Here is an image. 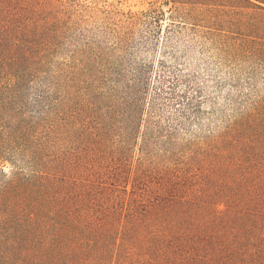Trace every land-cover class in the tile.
<instances>
[{"label":"rangeland","instance_id":"374dc122","mask_svg":"<svg viewBox=\"0 0 264 264\" xmlns=\"http://www.w3.org/2000/svg\"><path fill=\"white\" fill-rule=\"evenodd\" d=\"M248 1L14 0L35 58L23 79L0 66V264H37L38 214L64 203L99 216L108 264H264L244 203L217 199L234 160L264 156L228 135L264 70L207 34Z\"/></svg>","mask_w":264,"mask_h":264},{"label":"trees","instance_id":"16d2710c","mask_svg":"<svg viewBox=\"0 0 264 264\" xmlns=\"http://www.w3.org/2000/svg\"><path fill=\"white\" fill-rule=\"evenodd\" d=\"M248 2L255 10L237 22L230 21L218 28L226 33L207 34L214 36L227 56L252 62L264 70V0ZM17 8L14 0H0V66L23 70L18 75L23 79L27 73L25 67L34 62L35 51L22 32ZM252 109L231 126L228 135L239 130L247 134L249 144L255 137L264 141V96ZM246 156V160L231 163L227 175L236 178L217 194V199L226 203L229 212L238 213L239 205L244 203V211L250 216L253 229L263 231L259 242L249 243L259 248L256 253L261 256L264 255V156L251 152ZM38 215L40 219L28 240L29 254L37 264H108L109 255L113 257L114 250L107 236L102 240L99 237V216L86 212L85 207L72 208L64 203L49 213ZM186 243L192 248L199 243L205 244L195 237H189Z\"/></svg>","mask_w":264,"mask_h":264}]
</instances>
